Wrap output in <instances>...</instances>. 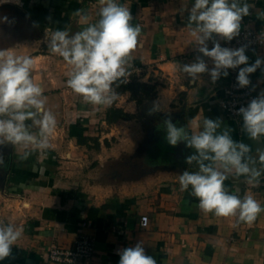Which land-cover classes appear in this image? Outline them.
<instances>
[{
    "label": "crops",
    "instance_id": "obj_1",
    "mask_svg": "<svg viewBox=\"0 0 264 264\" xmlns=\"http://www.w3.org/2000/svg\"><path fill=\"white\" fill-rule=\"evenodd\" d=\"M116 2L131 11L132 23L142 29L131 54V72L142 82L157 84L154 101L161 111L149 116V101L140 109L130 91H116L118 98L110 107L139 117L112 122L107 120L110 107L86 103L67 87L71 66L47 47L56 30H83L86 25L73 15L78 9L88 15L89 23L98 20L100 0L0 3V49L33 58L31 76L43 87L45 110L57 122L47 150L0 145V222L22 229L12 256L0 264H65L48 258L49 247H71L82 235L94 239L95 251L76 264H118L117 251L137 242L156 264H264V211L251 223L202 211L191 189L183 191L179 184L184 170H198L195 162H184L194 149L183 143L167 144L165 155L148 161L147 148L158 129L166 144L164 119L170 117L192 134L201 130L204 118H220L218 131L229 128L235 141L250 145L254 167L262 170L258 184L248 183L234 170L226 173L225 189L241 198L251 195L264 207V164L256 151L264 147V137L250 139L242 120L223 111L220 100L229 75L215 84L208 74L190 82L180 70L200 55L187 26L194 0ZM246 2L250 15L241 27L249 23L264 29V0ZM247 55L254 62L264 56V46ZM250 78L256 93L264 92V74L258 69ZM25 151L30 154L21 159ZM142 215L149 217L145 227Z\"/></svg>",
    "mask_w": 264,
    "mask_h": 264
},
{
    "label": "clouds",
    "instance_id": "obj_2",
    "mask_svg": "<svg viewBox=\"0 0 264 264\" xmlns=\"http://www.w3.org/2000/svg\"><path fill=\"white\" fill-rule=\"evenodd\" d=\"M10 0H0L8 3ZM19 5V0H14ZM98 20L89 23L88 15L78 9L73 15L79 17L83 30H56L48 40L47 47L71 66L66 81L67 87L83 97L86 103L110 107L118 98L115 87L126 84L132 75V52L137 48L142 29L133 24L131 11L116 0H100ZM250 15L246 0H194L188 10V28L194 38L198 53L191 63L181 65L180 70L190 82L208 74L215 84L221 77H227L229 70H237L236 87L247 88L252 84L251 75L259 69L264 74V56H257L250 62L248 44L239 47H222L219 40L231 42L241 34L244 17ZM3 22H9L7 17ZM10 23V22H9ZM212 42L209 48L208 42ZM205 58L212 61V67ZM33 58L16 55L7 49H0V145H21L24 148L47 150L49 137L56 127V118L45 110L44 89L34 82L31 71ZM161 111L153 101L147 115ZM242 118V129L252 140L264 137V92L251 99L246 107L237 110ZM31 121V123H27ZM220 118H204L202 128L190 134L184 127H178L172 119L163 121L164 140L171 147L183 143L194 149L184 157L188 165L196 163L197 171L184 170L179 176L181 190L188 191L199 200V208L219 217L238 216L240 221L251 223L264 211L251 195L241 198L230 194L224 186L226 173L247 177L248 183H259L262 170L249 153L250 145L235 141L231 129H221ZM36 131H32V129ZM258 159L264 164V147L256 149ZM30 153L25 151L21 159ZM4 164L0 156V165ZM219 165V167H217ZM222 169V170H221ZM22 234V229L0 222V261L12 256V248ZM118 264H156L153 256L147 255L140 242L133 247L119 249Z\"/></svg>",
    "mask_w": 264,
    "mask_h": 264
},
{
    "label": "built area",
    "instance_id": "obj_3",
    "mask_svg": "<svg viewBox=\"0 0 264 264\" xmlns=\"http://www.w3.org/2000/svg\"><path fill=\"white\" fill-rule=\"evenodd\" d=\"M215 39L219 40L222 47H239L242 44H248L249 50H254L264 46V29H257L249 23H244L243 27H241L240 36L233 41L226 42L220 40L219 37H215ZM212 46V42L209 41V48ZM207 62L212 64V61L208 58ZM237 72L238 69L235 71L229 70V81L224 87L220 105L229 118L239 122L242 118L237 115V110L242 106L246 107L250 100L259 94L254 90L253 83L247 88L238 89L236 87ZM148 223V215H142L141 225L145 227ZM82 224L89 225L88 222H83ZM94 251V239L88 235H82L71 247H63L57 243H53L47 251V256L54 262L76 264L81 260L90 259Z\"/></svg>",
    "mask_w": 264,
    "mask_h": 264
},
{
    "label": "trees",
    "instance_id": "obj_4",
    "mask_svg": "<svg viewBox=\"0 0 264 264\" xmlns=\"http://www.w3.org/2000/svg\"><path fill=\"white\" fill-rule=\"evenodd\" d=\"M117 92H124L130 91L131 98L136 100L138 107L141 109L144 107L145 101H149L148 108L152 106V101L157 97V84L155 83H148L140 81L135 75L128 77V82L126 84H120L119 87L115 86ZM139 117L136 114H132L129 112H125L120 108L110 107L107 111V120L112 122L119 118L130 119L133 117ZM162 129H158L157 133L159 134L158 137L150 143L147 148L148 153V161L155 160L156 156H163L166 153L163 152L166 150L167 143L164 144L161 139L162 136ZM162 140V141H161Z\"/></svg>",
    "mask_w": 264,
    "mask_h": 264
},
{
    "label": "rangeland",
    "instance_id": "obj_5",
    "mask_svg": "<svg viewBox=\"0 0 264 264\" xmlns=\"http://www.w3.org/2000/svg\"><path fill=\"white\" fill-rule=\"evenodd\" d=\"M126 171L128 172L129 170H124V172H126Z\"/></svg>",
    "mask_w": 264,
    "mask_h": 264
}]
</instances>
